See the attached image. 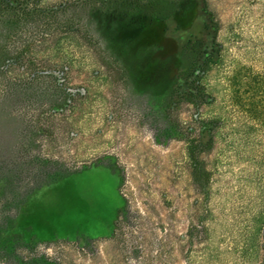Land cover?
<instances>
[{
  "label": "rangeland",
  "instance_id": "rangeland-1",
  "mask_svg": "<svg viewBox=\"0 0 264 264\" xmlns=\"http://www.w3.org/2000/svg\"><path fill=\"white\" fill-rule=\"evenodd\" d=\"M207 1L219 19L216 36L201 0L162 19L105 21L97 38L116 66L72 72L71 88L88 93L50 115L48 137L33 138L45 155L87 167L40 186L17 206L14 194L1 195L0 179V246L17 244L57 264H229L225 250L244 211L259 201L246 174L264 167V138L251 131L233 151L221 144L214 155L188 157L180 135L195 125L186 103L195 79L180 74L178 54L187 39L198 42L202 56L222 44L220 67L207 79L216 98L208 107L232 119L224 77L235 67L237 94L249 99L255 92L264 71V0ZM167 100L180 105L164 119ZM167 127L170 136L155 140Z\"/></svg>",
  "mask_w": 264,
  "mask_h": 264
},
{
  "label": "trees",
  "instance_id": "trees-1",
  "mask_svg": "<svg viewBox=\"0 0 264 264\" xmlns=\"http://www.w3.org/2000/svg\"><path fill=\"white\" fill-rule=\"evenodd\" d=\"M195 1L0 0V179L6 184L1 195L14 194L17 206L40 186L87 167H68L45 155L33 138L48 137L51 129L44 122L50 115L67 100L84 98L88 93L86 87L82 92L71 88L72 72L98 73L116 66L97 38L105 21L115 16L162 19L189 10ZM201 1L216 36L219 19L208 1ZM235 30L236 23H231L228 31L234 36ZM222 50L219 43L216 53L202 56L198 42L187 39L178 54L180 74L191 73L195 79L186 100L195 110L190 114L195 125L180 135L191 159L196 160L203 152L214 155L221 144L233 151L235 143L248 142L251 131H259L264 138V71L249 99H241L232 87L235 67L224 77L223 97L232 119L221 120L208 107L216 98L207 79L213 69L220 67ZM179 105L167 100L164 119ZM163 136H170L168 127L162 133H153L155 140ZM210 161L208 176L216 171V158ZM246 175L251 177L248 180L259 201L244 211L237 239L230 241L225 252L230 255L229 264H264V167L257 164ZM26 252L17 244L2 245L0 264H57L47 256ZM215 255L214 250L211 258Z\"/></svg>",
  "mask_w": 264,
  "mask_h": 264
}]
</instances>
